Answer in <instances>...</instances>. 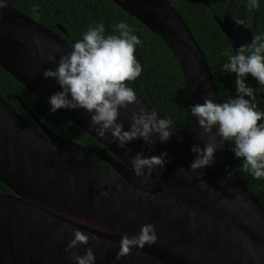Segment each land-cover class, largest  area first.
I'll list each match as a JSON object with an SVG mask.
<instances>
[{
	"label": "water",
	"instance_id": "water-1",
	"mask_svg": "<svg viewBox=\"0 0 264 264\" xmlns=\"http://www.w3.org/2000/svg\"><path fill=\"white\" fill-rule=\"evenodd\" d=\"M112 1L173 51L192 106L204 103L209 92L221 103L204 51L171 2ZM6 2L8 6L0 10V66L49 104V97L63 89L44 72L55 70L73 45ZM216 20L235 54L240 45L252 43V30L243 23L238 25L229 15ZM51 55L55 62L48 60ZM135 93L145 109L168 119ZM25 107L42 131L0 96V180L11 190L0 192V264H76L65 251L74 238L72 229L99 238V246L93 240L76 250L84 255L91 247L96 264H264V204L244 185L228 142L217 149L212 165L190 168L197 156L192 146L203 148L208 142L195 116L194 136L172 122L173 135L167 142L157 134L151 146L140 138L121 149L110 133L106 138L97 135L84 109L58 112L101 146L62 138ZM133 110L137 106L121 110L124 130L130 128ZM140 152L145 157L167 152V163L152 176L136 177L131 160ZM104 191L110 196L101 195ZM145 224L155 226L157 243L133 248L117 260L122 236L138 235Z\"/></svg>",
	"mask_w": 264,
	"mask_h": 264
},
{
	"label": "clouds",
	"instance_id": "clouds-1",
	"mask_svg": "<svg viewBox=\"0 0 264 264\" xmlns=\"http://www.w3.org/2000/svg\"><path fill=\"white\" fill-rule=\"evenodd\" d=\"M7 6L6 0H0V10ZM258 7V0H250L249 9ZM37 10V6H33V12ZM237 24H242V21H237ZM115 28L119 35L105 36L103 24L90 28L70 52L61 55L55 70L44 72L45 78H55L63 89L49 97L51 111L55 113L61 108L86 110L90 114V126L97 135L106 138V133H110L112 142L118 141L121 149L140 138L151 146L156 142L153 137L157 134L161 142H167L173 135L172 121L160 118L155 110L145 109L135 91L128 86V82L135 81L143 70L135 56L136 45L141 41L132 34L126 23L121 22ZM56 50L62 51L59 47ZM48 60L55 62L56 56L51 55ZM223 68L225 73L236 74L238 95L228 102L217 103L211 98L215 94L209 92L204 103L191 107V113L198 119L208 142L203 148L192 146L191 151L197 156L190 168L196 171L212 165L217 149L223 148L226 142H234L235 146L231 150L236 158H243L244 170L250 171L255 179L264 178V123H259L264 118V112L257 111L245 98L255 99V90L245 83L248 74L264 85V40L255 36L251 44L240 45ZM200 78L203 80L205 77L201 75ZM132 105L137 106L138 110L131 111L130 128L124 130L119 116L122 109L128 110ZM167 156V152L151 157H145L142 152L136 153L131 160L135 176H152L156 168L165 167ZM228 176H232L231 171ZM101 195L109 197L110 192L104 191ZM72 232L74 238L65 249L70 258L76 264H96L97 258L91 247L86 249L84 255L78 254L76 250L93 240L99 246V238L80 229H72ZM157 240L155 226L142 225L138 235L122 236L116 259L130 255L133 248L142 250L145 245H154ZM108 243L110 246L111 242Z\"/></svg>",
	"mask_w": 264,
	"mask_h": 264
},
{
	"label": "trees",
	"instance_id": "trees-1",
	"mask_svg": "<svg viewBox=\"0 0 264 264\" xmlns=\"http://www.w3.org/2000/svg\"><path fill=\"white\" fill-rule=\"evenodd\" d=\"M19 11L30 16L55 33L60 34L74 45L82 40L90 29L104 25L105 36L119 35L115 26L126 23L132 34L139 37L135 56L142 66V73L128 86L180 127L187 134L195 135V120L191 113V97L187 82L173 51L156 33L135 17L124 11L112 0H6ZM173 4L193 32L208 60L217 84L221 103L234 99L236 74L225 73L224 64L229 62L234 51L221 29L216 17L225 15L242 21L252 30L253 36L264 40V0H258L259 7L249 9L250 0H168ZM37 6V12H33ZM63 28V29H62ZM247 86L255 95L245 97L259 112H264V85L248 74ZM0 96L5 99L31 126L42 131L28 109L56 134L64 139L90 146L101 144L81 127L70 121L60 112L53 113L51 105L27 88L12 74L0 66ZM23 100L25 106L21 103ZM264 123V118L259 121ZM232 160L240 178L248 190L264 204V178L255 179L250 171H245L243 158H236L234 142H228ZM92 158L105 168L113 169L101 159ZM0 192L11 190L0 180Z\"/></svg>",
	"mask_w": 264,
	"mask_h": 264
}]
</instances>
